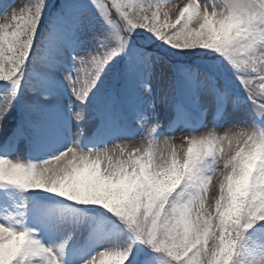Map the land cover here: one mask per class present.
<instances>
[{
    "label": "snow or ice",
    "instance_id": "6c2138e0",
    "mask_svg": "<svg viewBox=\"0 0 264 264\" xmlns=\"http://www.w3.org/2000/svg\"><path fill=\"white\" fill-rule=\"evenodd\" d=\"M161 12V0H0V264H264V0ZM51 113L57 145L37 151ZM205 117L232 127L158 139ZM18 146L27 159L9 158ZM54 200L68 211L36 210ZM98 216L113 230L98 235Z\"/></svg>",
    "mask_w": 264,
    "mask_h": 264
},
{
    "label": "rangeland",
    "instance_id": "374dc122",
    "mask_svg": "<svg viewBox=\"0 0 264 264\" xmlns=\"http://www.w3.org/2000/svg\"><path fill=\"white\" fill-rule=\"evenodd\" d=\"M10 1L14 2L17 7L22 6L24 3L28 2V0H8V2H10ZM50 2L53 4L56 3L54 0H50ZM152 2L156 3V0H152ZM186 2H187V0H167V2L165 3V0H161L162 12H161L160 19L163 20V18H164L163 12L169 11L170 8H173L176 6L182 7L183 4ZM202 2H210V0H202ZM175 14L176 13L174 11L169 12L170 18L174 20ZM3 23H4V16H3V13H0V24H3ZM89 47H94V41L89 44ZM66 63H70V61L66 60ZM167 69L168 68L165 65L157 67L156 78L159 79V76L161 73H164V74L170 76L171 71H169ZM89 70H90L89 68H85V72H87ZM154 86H155V84H154ZM254 87H256L258 89L259 85L254 84ZM71 99L72 98L67 94V92L65 90V93L62 95V97H60V102L63 104H67L68 101ZM89 115H91V107L89 109ZM15 122H16V112L14 110L12 113H10L9 118L5 123V128L6 129L12 128L14 126ZM174 122H177L178 125L175 126ZM47 123H48V127L50 129L51 135L48 137L46 143H43V144L37 146V151H42L45 153L56 147V145H57L56 133H57V129L60 127V121H59V119L55 113H51L48 115ZM201 125H203V126H201ZM192 127H195L197 129V131L195 133L197 135L206 133L207 131H210V130H215L220 135H223V133L228 128H231L232 126L228 125V124L220 126V118H217L215 123H210V122H208V119L206 117V119L203 122H201L198 126L195 124V122H192L190 128L192 129ZM191 129L186 128L184 126V122L174 120L168 126V130L166 132H164L163 135L158 137V139L162 141V140H164L165 137H167V138H170L174 144L181 145V143L183 142V137L188 135L189 132L191 131ZM87 132L91 136H95L98 134V130L95 127V122H91V123L87 124ZM0 139H2V136H0ZM143 142H144V135H143V133H140V134L135 135V137H117L116 140L109 141L108 147L112 148L116 144L139 145ZM0 154H3V153L0 152ZM15 157L27 159L28 155L26 154V151H21L20 147L18 146V148L15 152L9 153V158H15ZM215 192H218V183H217L216 179L214 178V180L211 182V184L209 186V193L212 194ZM0 199H3L2 195L0 196ZM60 203L63 204L62 202H60ZM60 203H58V204H55L54 202L49 203L47 207L38 208L36 210L45 216H49V217H52L55 219V218L59 217L62 213L67 212L69 209L68 206H65L64 204L61 205ZM92 223H93L95 231L98 235H102V234H105V233L113 230V227L110 226V224L102 223L101 221L100 222L93 221Z\"/></svg>",
    "mask_w": 264,
    "mask_h": 264
},
{
    "label": "trees",
    "instance_id": "16d2710c",
    "mask_svg": "<svg viewBox=\"0 0 264 264\" xmlns=\"http://www.w3.org/2000/svg\"><path fill=\"white\" fill-rule=\"evenodd\" d=\"M54 1L56 2V0H54ZM141 42H142V44L145 43L144 41H141ZM141 42H140V43H141ZM184 59H185L184 57H173L172 60H171V63L174 64V63H176L177 61H181V60H184ZM98 217H102V216H98ZM104 219H107V218L104 217Z\"/></svg>",
    "mask_w": 264,
    "mask_h": 264
}]
</instances>
